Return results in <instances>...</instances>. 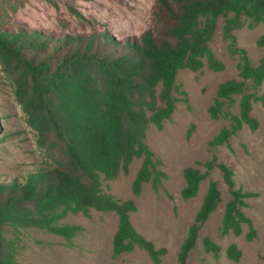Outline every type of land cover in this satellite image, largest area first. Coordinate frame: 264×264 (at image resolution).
I'll use <instances>...</instances> for the list:
<instances>
[{
    "label": "trees",
    "instance_id": "obj_1",
    "mask_svg": "<svg viewBox=\"0 0 264 264\" xmlns=\"http://www.w3.org/2000/svg\"><path fill=\"white\" fill-rule=\"evenodd\" d=\"M3 16L0 12V64L12 79L15 96L34 130L43 164L15 176L0 173V264H31L17 258L24 230L43 229L70 241L82 227L63 219L69 213L88 216L91 209L117 215L112 255L138 247L160 264L166 248L156 247L136 229L129 218V212L136 209L133 200L105 190L103 181L127 173L132 159L140 157L132 193L139 195L148 181L154 191L161 185L166 175L159 167L161 159L146 142V131L150 124L161 129L173 113L178 70L224 68L209 46L218 16L224 17L222 35L228 40L227 48L237 54L238 78L217 85L208 114L212 119H227L228 125L208 145L214 148L227 142L243 125L257 128L251 109L253 101L264 99L256 95L264 82V56L253 64L232 30L240 16L247 27H264V0H156L152 28L132 39H115L104 31L65 34L25 26L15 30ZM256 44L264 46V31ZM182 100L187 102L185 97ZM234 102L236 112L228 108ZM215 165L231 187L232 170L215 163L212 154L203 162V172L184 167L181 197L195 196L200 181ZM251 194L239 188L231 191L224 206L222 233L240 234L245 224L246 238H254L256 229L242 210L243 199ZM219 200L220 191L209 180L178 249V264H186L185 255L197 230ZM203 244L218 254L219 247L209 238ZM239 254L234 244L227 247L230 258L238 259Z\"/></svg>",
    "mask_w": 264,
    "mask_h": 264
},
{
    "label": "rangeland",
    "instance_id": "obj_2",
    "mask_svg": "<svg viewBox=\"0 0 264 264\" xmlns=\"http://www.w3.org/2000/svg\"><path fill=\"white\" fill-rule=\"evenodd\" d=\"M156 0H0L2 19L12 29L52 31L65 34H87L92 31L108 32L115 39L138 38L152 28V11ZM230 15V14H229ZM223 16H218L216 28L209 40L215 56L223 61L222 70L206 66L200 70L180 69L176 73L177 99L169 119L158 129L153 124L146 131V142L161 159L164 171L161 185L156 191L145 182L139 195L131 190L132 180L140 165L134 157L127 173L103 181L105 190L119 198H131L136 206L129 218L136 229L156 247H165L160 264H178L177 252L188 227L199 208L208 181L213 180L220 191V200L197 230L193 245L185 255L186 264H264V99L252 102L251 114L257 119L256 129L243 125L229 136L228 141L210 148L208 140L218 133L228 120L210 118L208 106L212 102L218 83L237 76V54L229 52L228 40L222 35ZM264 31L262 24L247 27L240 16L232 32L238 46L246 49L253 64L264 56V46L256 39ZM184 92V93H183ZM256 95L264 96V82ZM187 102L183 101V98ZM237 111L236 103L228 105ZM0 173L15 176L23 169L43 164V156L35 143L34 130L28 125L18 102L10 76L0 64ZM215 163H223L232 170L233 185L223 180L215 165L200 183L196 195L183 199V169L192 166L204 171L203 162L211 155ZM249 191L242 210L256 229L254 238L240 234L222 233L220 230L225 203L233 189ZM63 222L74 223L82 231L70 241L43 229L23 231L17 258L24 263L69 264H154L148 254L138 247L118 255L111 253V238L117 226L113 211L91 209L88 216L69 213ZM209 238L218 247V254L205 249L203 240ZM234 244L240 251L238 259L227 255V247Z\"/></svg>",
    "mask_w": 264,
    "mask_h": 264
}]
</instances>
